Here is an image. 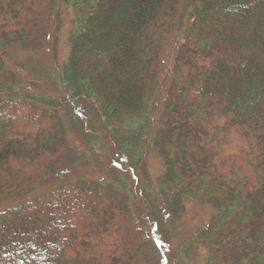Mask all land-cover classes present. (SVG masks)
I'll return each mask as SVG.
<instances>
[{
	"label": "trees",
	"instance_id": "1",
	"mask_svg": "<svg viewBox=\"0 0 264 264\" xmlns=\"http://www.w3.org/2000/svg\"><path fill=\"white\" fill-rule=\"evenodd\" d=\"M199 261L264 264V0H0V264Z\"/></svg>",
	"mask_w": 264,
	"mask_h": 264
},
{
	"label": "rangeland",
	"instance_id": "2",
	"mask_svg": "<svg viewBox=\"0 0 264 264\" xmlns=\"http://www.w3.org/2000/svg\"><path fill=\"white\" fill-rule=\"evenodd\" d=\"M72 14L73 13L65 6L60 10L61 26H56V31H54L52 35L53 36L52 39L59 40L57 45L58 47L57 54L60 63L67 61L68 60L67 58L70 53V47L68 45V41L70 38L69 34L71 33L74 27ZM52 39L50 37V43ZM176 44H177L176 37H172V38L169 37L168 40L166 41L165 52L163 54L165 56V59H167L166 64L169 63V61L172 59L173 49L176 46ZM49 49L50 48L48 44L46 48H44L43 50H39L38 52L31 50L25 51L20 47H17L10 51V55L14 61H18L19 63L20 62L25 63L28 58L33 59L34 63L38 62L39 60L49 62V52H50ZM167 75L168 78H170L168 68L162 76V82L166 79ZM163 88H164L163 91H165L166 90L165 86H163ZM149 163H150V170L153 171V173L156 175V173H158L160 169L159 160L155 158H151L149 159ZM213 212L214 210L210 206H204L194 202H188V209L185 215L186 217L181 223L180 228L182 229V231L191 233L197 230L199 226L207 223L208 220L211 218ZM178 244H179V240L175 238L174 242H172L168 248H170V250H175ZM165 250L167 251V248H165ZM192 264H204V263L200 262V263H192Z\"/></svg>",
	"mask_w": 264,
	"mask_h": 264
}]
</instances>
